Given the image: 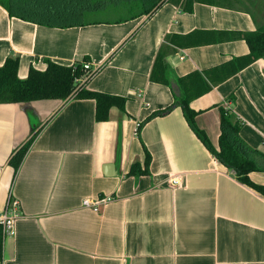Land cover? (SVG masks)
<instances>
[{"label":"crops","instance_id":"obj_1","mask_svg":"<svg viewBox=\"0 0 264 264\" xmlns=\"http://www.w3.org/2000/svg\"><path fill=\"white\" fill-rule=\"evenodd\" d=\"M248 1L258 0H193L189 11L188 0H171L151 15L63 28L10 17L0 6V66L17 56L25 78L45 59H85L95 70L86 89L125 98L105 121L95 119L92 98L0 104V213L8 198L19 212L2 264H264V197L212 155L180 106L147 119L174 101L169 82L150 79L158 51L170 82L247 54L242 34L264 25V9L254 12ZM189 105L214 147L218 107L229 105L243 121L242 139L264 153V58ZM33 133L13 174L9 158ZM145 151L148 172L130 174L134 162L144 167ZM249 178L264 184V172ZM107 195L114 199L99 211L82 206Z\"/></svg>","mask_w":264,"mask_h":264},{"label":"trees","instance_id":"obj_2","mask_svg":"<svg viewBox=\"0 0 264 264\" xmlns=\"http://www.w3.org/2000/svg\"><path fill=\"white\" fill-rule=\"evenodd\" d=\"M171 0H0L2 6L10 17L50 27H70L97 22H120L128 19L151 15L164 2ZM174 1V0H172ZM177 1V0H176ZM193 0H188L191 10ZM211 1V0H208ZM221 5L233 6L231 0H213ZM187 2V0H186ZM108 15L107 18H102ZM172 35L169 40L175 42L176 38H187ZM249 52L235 57L216 69L203 73L192 72L186 77L169 81L167 68L164 61L163 50L158 51L150 79L157 82L168 83L174 92V101L163 109L154 111L147 119L158 115H165L174 107L180 106L183 115L198 139L212 153V155L232 171L236 179L249 186L264 197V184L254 183L249 178L252 171L264 172V153L246 143L239 134L243 121L233 112L229 105H220L218 147H214L204 130L195 123L197 112L193 110L190 101L206 93L227 77L235 74L258 58H264V25L255 31L242 34ZM185 45H188L186 42ZM76 61L71 65H62L50 59H45L46 66L43 70L30 66L25 78L18 76L17 56H8L0 66V104L23 103L44 99L69 100L79 98H92L95 100V119L105 121L108 119L110 107L122 108L125 98L113 94L90 91L85 86H79V81L86 74L82 62ZM217 70L219 75H211ZM215 72V71H214ZM208 79V81L206 80ZM227 101L234 102V95L230 94ZM136 128V134L139 127ZM36 133L16 148L10 156L8 164L16 173L28 151ZM144 167L134 162L130 167V174L140 175L148 172L150 155L145 151ZM3 240L0 233V259L2 255Z\"/></svg>","mask_w":264,"mask_h":264},{"label":"built area","instance_id":"obj_3","mask_svg":"<svg viewBox=\"0 0 264 264\" xmlns=\"http://www.w3.org/2000/svg\"><path fill=\"white\" fill-rule=\"evenodd\" d=\"M82 67L84 70H86V74L79 81V86L81 87L84 86L86 80H88V78L91 77L95 72L94 68H92L88 61H83ZM138 125L139 123L136 125V128L138 127ZM262 143L264 144V140L262 141ZM170 183L172 185L178 184L177 178L174 176L170 177ZM113 199L114 198L109 195L102 196L94 200L84 199L82 201V206L91 208L94 211H99L102 206L112 201ZM16 206L17 203L12 202L11 199L8 198L4 211L0 213V233L2 240H4V238L7 236H13L15 233L14 223L16 218L19 217V212L16 209ZM0 264H2V255Z\"/></svg>","mask_w":264,"mask_h":264},{"label":"rangeland","instance_id":"obj_4","mask_svg":"<svg viewBox=\"0 0 264 264\" xmlns=\"http://www.w3.org/2000/svg\"><path fill=\"white\" fill-rule=\"evenodd\" d=\"M231 1L234 2V0H231ZM242 2H244V1H242ZM235 4L237 5L238 4V1H235ZM242 4L245 5L246 7L250 8L254 12H260L259 11L260 9L261 10L264 9V0H258L257 2H254V1L253 2H250V1H248L247 3H242ZM107 17H108V15H103L102 16V18H107Z\"/></svg>","mask_w":264,"mask_h":264}]
</instances>
